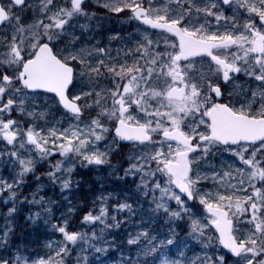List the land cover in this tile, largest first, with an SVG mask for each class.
<instances>
[{
    "label": "snow or ice",
    "instance_id": "6c2138e0",
    "mask_svg": "<svg viewBox=\"0 0 264 264\" xmlns=\"http://www.w3.org/2000/svg\"><path fill=\"white\" fill-rule=\"evenodd\" d=\"M95 5L0 0V264H105L112 249L119 264H264V0ZM121 142L133 154L117 167ZM92 166L136 191L89 202L74 177ZM24 206L43 254L14 239ZM130 221L125 258L112 230ZM190 241L214 251L190 257Z\"/></svg>",
    "mask_w": 264,
    "mask_h": 264
},
{
    "label": "rangeland",
    "instance_id": "374dc122",
    "mask_svg": "<svg viewBox=\"0 0 264 264\" xmlns=\"http://www.w3.org/2000/svg\"><path fill=\"white\" fill-rule=\"evenodd\" d=\"M31 16H32V13H31V12H28L27 15H26V19H27V18H30ZM24 120H25V121H29V122H31L30 120H28V118H24ZM35 123H42V122H41V121H38V122H35ZM108 139H109V141H111V136H109ZM102 150H103V146H102ZM224 155H225L226 158H228V155H227V154H224ZM231 159H235V158L232 157ZM122 163H123V162H122ZM237 163H238V161H237ZM115 166H116V165H115ZM125 167H127V166L125 165ZM91 169H93V170L97 173V178H98L99 180L102 179V180L105 182V184L112 185L113 182H114V180L116 181V179H114L113 177L110 176V174H109L110 170L108 169L107 166H105V168H104L103 170L100 169V168H97L96 166H92ZM81 174H82V175H77V178H78L79 181L82 182V178H81V177H83L84 174H83V173H81ZM0 175H1V173H0ZM9 175H11L10 171H9V170H6V173H5V176H4V177L7 178ZM131 178H132V177H129V179H131ZM134 186H135V185H134ZM135 191H136V187H134L132 190H129V193H130V192L134 193ZM86 193H88V191H86ZM58 195H59L58 189H57V190H54V192H52V193H48V196H49V197H55V196H58ZM125 198H128V196H126ZM141 198L143 199V197H141ZM134 207L137 208V209H139L140 206H139V204L137 203ZM0 210L4 211V210H6V208L0 209ZM146 210H147V209H146V207H145V211H146ZM198 211H199V210H198ZM5 212H6V211H5ZM21 212L24 213V214H27V213H28V211H26L25 208H21ZM122 215H123V214H122ZM145 219H146V217H145ZM133 220H135L136 224H139V222H140L138 217H134ZM2 223H3V222H2ZM2 223L0 224L1 227H2ZM130 229H133L132 221H130L128 225L122 227L121 229H118V230H117V229H113V230H112V233L115 234V238L118 237V238H116L117 241L120 239L119 243H120V242H124V243L122 244V247H123V249H124V251H123V256H124L125 258H127V256H128V251H127L128 246H127V244H126V239H127V232H128V230H130ZM108 238H109V239H113L114 237H113V235H109ZM189 248H190V249H195V251H189V250L186 249L187 255L190 256V257H193V258H194L195 255H197V254H202V252H209V253H211L212 251H214V248H212V247H210V248H208V249H202V246L199 245V244H196L194 241H190V243H189ZM14 252H15V251H14ZM110 252H115V255H114L112 258H109L108 255L102 257V259L105 261V264H119V261H120V259H121V255H122V253L119 252V251H115V249L110 250ZM77 253H78L79 255H81V256L83 255V253H81V252L79 251V249L77 250ZM23 254L26 256V253L23 252ZM132 255L134 256L135 253H132ZM90 258H91V259H90ZM92 259H93V255H89V260H92ZM74 264H75V263H74ZM228 264H233V261H229V260H228Z\"/></svg>",
    "mask_w": 264,
    "mask_h": 264
},
{
    "label": "trees",
    "instance_id": "16d2710c",
    "mask_svg": "<svg viewBox=\"0 0 264 264\" xmlns=\"http://www.w3.org/2000/svg\"><path fill=\"white\" fill-rule=\"evenodd\" d=\"M82 178V183H83V185H84V192H86V191H88L87 190V188H86V186H85V180H86V178H85V174H84V176L83 177H81ZM92 189V191L94 192V190H95V187H92L91 188ZM109 190L113 193V194H116V193H119L120 192V189L117 187V186H110L109 187ZM93 199V198H92ZM91 199V200H92ZM91 200H90V202H91ZM184 224H186V222H183ZM184 226H186V225H184Z\"/></svg>",
    "mask_w": 264,
    "mask_h": 264
},
{
    "label": "flooded vegetation",
    "instance_id": "af4514ba",
    "mask_svg": "<svg viewBox=\"0 0 264 264\" xmlns=\"http://www.w3.org/2000/svg\"><path fill=\"white\" fill-rule=\"evenodd\" d=\"M125 28H126V30H127L128 32H130V29H129L128 26H125ZM127 38H128V36L125 37V39H127Z\"/></svg>",
    "mask_w": 264,
    "mask_h": 264
}]
</instances>
